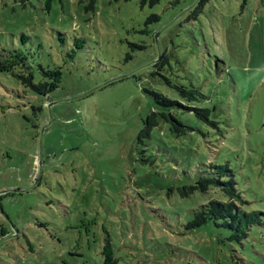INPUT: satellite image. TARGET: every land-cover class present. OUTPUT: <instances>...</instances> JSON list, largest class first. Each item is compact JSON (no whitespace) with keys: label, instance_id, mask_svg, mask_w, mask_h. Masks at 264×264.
Listing matches in <instances>:
<instances>
[{"label":"rangeland","instance_id":"374dc122","mask_svg":"<svg viewBox=\"0 0 264 264\" xmlns=\"http://www.w3.org/2000/svg\"><path fill=\"white\" fill-rule=\"evenodd\" d=\"M5 47L61 79L0 71V264H104L107 237L116 264H264V0H0ZM150 90L215 124L176 107L191 130L140 142ZM218 162L258 213L241 239L186 227L214 190H180Z\"/></svg>","mask_w":264,"mask_h":264},{"label":"trees","instance_id":"16d2710c","mask_svg":"<svg viewBox=\"0 0 264 264\" xmlns=\"http://www.w3.org/2000/svg\"><path fill=\"white\" fill-rule=\"evenodd\" d=\"M14 1H20L24 4L27 0ZM89 1L92 7L95 0ZM141 1L142 3H147L149 6H153L160 0ZM22 40H27V37L23 35ZM2 53L7 54L10 60L7 64L0 65V71L11 73L24 87L41 95H46L58 87L61 79L59 68L50 69L38 65L37 69L42 74L43 79L34 81L35 76L28 63L27 54L22 49L5 47L0 49V54ZM160 63L156 65L158 66ZM178 90L188 101L204 97L203 94L194 88L185 89L179 87ZM148 93L154 102L155 110L151 111L144 120V126L138 134L140 142L149 139L152 130L161 123L168 124L169 130L176 136L184 135L187 131L191 130L190 126L180 121L172 112L176 107H181L183 110L189 112L192 111L198 119L208 124H215L211 118L212 110L210 108L185 106L179 101L173 100L154 90H150ZM207 168H209V174L200 175L193 184L183 186L180 190L181 195L193 194L196 191L206 193L210 189L214 190L212 197L194 210L193 217L186 227L197 228L212 223L217 226L234 229L239 239L246 237L248 229L259 221L258 213L246 209L245 206L248 204V201L237 189L234 171L227 162L211 163ZM102 254L104 264L117 263V260L113 256V250L108 237L105 238Z\"/></svg>","mask_w":264,"mask_h":264}]
</instances>
